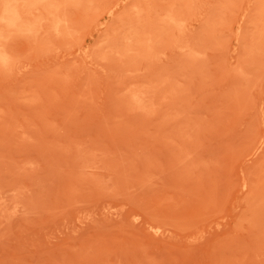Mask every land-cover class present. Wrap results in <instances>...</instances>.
<instances>
[{"label":"rangeland","instance_id":"1","mask_svg":"<svg viewBox=\"0 0 264 264\" xmlns=\"http://www.w3.org/2000/svg\"><path fill=\"white\" fill-rule=\"evenodd\" d=\"M3 1L0 264H264V0Z\"/></svg>","mask_w":264,"mask_h":264},{"label":"bare ground","instance_id":"2","mask_svg":"<svg viewBox=\"0 0 264 264\" xmlns=\"http://www.w3.org/2000/svg\"><path fill=\"white\" fill-rule=\"evenodd\" d=\"M4 1H5V0H4ZM4 1H3V2H4ZM16 1H17V0H16ZM16 1H15V2H16ZM8 2H9V1H8ZM11 2H12V1H11ZM13 2H14V1H13ZM5 3H7V2H5ZM3 4H4V3H3ZM9 4H10V2H9ZM9 4H8V7H7V5H5L8 9H9V7L11 6V5L9 6ZM14 5H15V3H14ZM14 5H12V8H13ZM1 6H2V5H1ZM7 8H6V9H7ZM15 8H16V7H15ZM8 9H7V10H8ZM11 10H12V9H10V12H11ZM13 10H14V12H15V9H13ZM3 11H5L4 6H3ZM1 12H2V8H1ZM6 12H8V11H6ZM10 12H8V14H9ZM17 13H18V12H16V14H17ZM1 14H2V13H1ZM1 14H0V15H1ZM10 14H11V16L13 15L12 13H10ZM2 15H4V14H2ZM2 15H1L0 17H2ZM6 15H7V14L5 13L4 17H5ZM9 16H10V15H9ZM9 16H8V18H6V17H7V16H6L5 19H9ZM11 16H10V19H11ZM14 16H15V15H14ZM2 18H3V17H2ZM12 18H13V17H12ZM16 18H17V16H16ZM16 18H14V19H16ZM20 18H21V17H20ZM3 20H4V19H3ZM7 21H8V20H6V22H7ZM16 21H17V20H16ZM16 21H15V22H16ZM18 21L20 22V19H19ZM9 22H10V21H9ZM13 22H14V21H13ZM4 24H6V26L10 25V27H11V24H10V23H5V22H4ZM7 24H8V25H7ZM12 24L14 25L15 23H12ZM17 24H18V22L16 23V25H17ZM13 25H12V27H15V25H14V26H13ZM8 27H9V26H8ZM0 47H1V46H0ZM1 52H3L2 49H0V53H1ZM3 53H4V52H3ZM5 54H6V53H5ZM2 56H4V55L2 54ZM2 56H1V57H2ZM6 57H7V55H6ZM3 60H4V59H3ZM0 61H1V59H0ZM6 61H7V63H8V60H6ZM2 62H3V61H2ZM4 63L6 64V62H4ZM1 65H3V64H1ZM133 95H134V93H133ZM137 96H138V95H137ZM132 98H133V96H132ZM132 98H131V99H132ZM133 99H134V98H133ZM133 99H132V100H133ZM136 102H138V100H137Z\"/></svg>","mask_w":264,"mask_h":264}]
</instances>
